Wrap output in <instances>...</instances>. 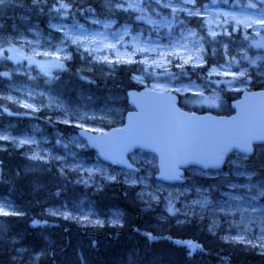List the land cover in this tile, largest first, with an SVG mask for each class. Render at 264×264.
<instances>
[{
  "label": "rangeland",
  "instance_id": "1",
  "mask_svg": "<svg viewBox=\"0 0 264 264\" xmlns=\"http://www.w3.org/2000/svg\"><path fill=\"white\" fill-rule=\"evenodd\" d=\"M28 1L34 5L33 9L20 8L22 0H5V3H16V10L25 13L13 16L20 21V27L17 25L9 33H0V38L6 40L0 52V61L5 63L2 73L8 74L0 75L4 89L0 90V137H7L0 142L17 149L27 147L30 151L28 159L40 165L51 163L58 167L59 176L71 179L84 191L96 192L114 183L119 189H126L130 193L127 206L136 208L138 205L144 215L152 213L148 217L153 219L151 224L155 231L163 228L155 222L164 224L172 219L180 226L192 218L196 223H204L211 233L221 229L227 240L251 241L249 244L262 249L264 179L253 174V161L248 163L236 154L220 172L203 173L191 169L185 185L173 186L152 179L155 160L141 152L134 153L130 161L142 173L112 170L86 152L75 131L103 132L102 125L111 124L114 110L90 108L82 95H78L70 107L43 83L49 84L55 73L66 71L70 54L64 43H68L73 49L84 51V57L88 58V65L78 69L84 72L80 76L83 81H87L83 76L85 73H94L97 77L103 75L104 72L93 71L95 63H127L138 57L137 61L146 69L147 79H159L150 82L146 88L174 92L182 97L189 109L227 111L222 102L223 94L235 99L241 92L251 90L252 84L264 88V24L260 23L264 20V4L260 0H196L195 4L191 0H88L89 6H74L72 10L67 0ZM94 1H97V11L91 8ZM61 4H66L67 8H60ZM249 4H256V7H249ZM101 9L133 14L136 21L146 25V34L132 32L126 24L106 19ZM190 10L198 14L191 15ZM182 16L201 19L209 39L217 44L214 50L220 49L223 55L222 63L211 66L205 73L202 86L194 82L172 85L160 79L168 74L170 67L186 66L190 71L203 67L202 45L192 29L179 25ZM38 17L43 18L42 23L37 22ZM181 45L187 47L181 48ZM189 54L192 60H188ZM16 56L21 59L17 60ZM197 57H202V61ZM58 64L62 67H57ZM42 68L49 70L50 75H44ZM104 75L108 76V72ZM20 77L24 78V83L15 81ZM8 106L22 109L29 118L40 114L42 122L51 119L66 131L46 135L36 126L16 133L17 126L4 117V107ZM22 140L26 142L21 144ZM34 155L40 158L32 159ZM203 180L208 181L207 187L199 182ZM169 207H172V213ZM52 211L67 213L69 218L51 215ZM43 214L81 231L97 232L104 228L108 234L122 229L126 219L121 209L110 210L107 216L100 217L85 200L44 208ZM116 219L119 222L113 225L112 221ZM98 220L104 222L103 227L96 223ZM10 239L14 252L11 257L17 264L39 263L43 253L20 246L19 239L14 236Z\"/></svg>",
  "mask_w": 264,
  "mask_h": 264
},
{
  "label": "trees",
  "instance_id": "2",
  "mask_svg": "<svg viewBox=\"0 0 264 264\" xmlns=\"http://www.w3.org/2000/svg\"><path fill=\"white\" fill-rule=\"evenodd\" d=\"M22 1L23 5H19L20 8L33 9L34 5L30 4L31 1ZM67 4L72 10L74 6H89L88 0H67ZM91 4V8L97 11V1ZM15 7L17 6L14 2L0 5V33H9L13 28L21 26L18 18L13 16L17 13L24 15L25 12H20ZM101 11L106 19L116 21L117 24H126L132 32L146 34V25L136 21L133 14L113 9H101ZM42 17L35 19L42 23ZM178 23L182 27L192 29L195 38L202 45L203 67H196L195 71L188 70L186 66L179 69L170 67V72L168 71V74L160 79L173 85L194 82L202 86L205 73L211 66L222 63L223 55L220 49L214 50L217 44L209 39L201 19L182 16ZM5 45L6 40L0 38V52ZM65 46L70 54L66 71L55 73L52 81L47 85L46 82L43 83V86L48 87L52 94L65 100L70 107L77 101L78 95H82L90 108L114 110L111 124L103 123L104 129L122 123L123 114L128 110L124 99L126 91L144 88L150 82L159 80L147 79L146 69L137 61L138 57H135V61L131 63H95L93 71L104 72L103 75L97 77L94 73L89 75L85 73L83 76L87 81H83L80 76L84 72L78 69L88 65L87 56L84 57V51L73 49V46L68 43ZM4 64L0 61V73L3 71ZM105 72H108V76L104 75ZM139 78L141 80L137 81ZM0 79H2L1 76ZM23 79L20 77L15 81L24 83ZM2 84L3 81L0 80V90H4L1 87ZM258 87L261 86L252 84V89H259ZM232 99H234L232 96L223 94L222 102L226 108ZM181 106L189 109L182 102ZM4 108V117L9 118L17 126L16 133H23L30 127L36 126L41 127L46 135H52L54 131H66L51 119L42 122L40 114L30 115L29 118L20 108L11 106ZM192 110L196 111L194 108ZM227 112L228 110L212 113ZM28 151L27 147L17 149L10 147L8 143L0 142V203L23 213V215L8 216L0 214V228H2L0 264H17L11 257L14 252L11 251L10 236L18 238L20 246L33 252L43 253L38 264H129L130 258L133 264H264V247L259 249L246 242L227 240L221 229L211 233L207 231L204 223H196L192 218L183 226H175L168 221L159 231L151 228L152 220L136 223L132 213H138V210L135 207L130 209L125 201L130 196L129 191L119 189V186L114 183L94 194L88 191L86 193L81 186L73 184L71 179L59 176L58 167L51 163L40 165L28 159L30 152ZM257 160H253L254 165L251 170L255 176L264 179V156ZM199 182H202L203 186H208L207 180ZM79 200L91 202L101 216H104L106 210L110 208L123 209L128 216L123 233L112 239L110 236L113 234L107 237L103 232L105 229H102L101 232L95 233L100 238L93 239L85 236L88 234L87 231L81 234V231L67 225L66 222L43 214L44 208L61 203L72 204ZM34 220L40 221L41 226L33 227ZM45 221L47 223H44ZM132 227L134 229L129 232ZM146 233L152 234L157 239L149 240ZM175 241L191 242L199 247L189 255L190 249L187 244H177Z\"/></svg>",
  "mask_w": 264,
  "mask_h": 264
},
{
  "label": "water",
  "instance_id": "3",
  "mask_svg": "<svg viewBox=\"0 0 264 264\" xmlns=\"http://www.w3.org/2000/svg\"><path fill=\"white\" fill-rule=\"evenodd\" d=\"M132 108L123 124L102 134L78 130L77 135L97 158L112 167L137 172L127 157L141 150L156 157L154 179L166 184H181L183 170H220L233 152L242 153L237 144L251 140L264 144V91L241 93L230 103L229 116L197 115L178 106L175 95L147 89L126 92ZM219 166H213L218 156Z\"/></svg>",
  "mask_w": 264,
  "mask_h": 264
},
{
  "label": "snow or ice",
  "instance_id": "4",
  "mask_svg": "<svg viewBox=\"0 0 264 264\" xmlns=\"http://www.w3.org/2000/svg\"><path fill=\"white\" fill-rule=\"evenodd\" d=\"M191 2H192L193 4H195V3H196V0H191ZM4 3H5V0H0V5H2V4H4ZM260 3L264 4V0H260ZM120 6L123 7L122 4H121ZM248 6L254 8V7H256V4H249ZM129 7H131V5H129ZM60 8L66 9V8H67V5H66V4H61V5H60ZM58 10H59V9H58ZM124 10H127V9H124ZM190 14H191V15H196V14H198V13L195 12V11L190 10ZM260 23L264 24V20H261ZM212 35H213V37H215V33H212ZM186 47H187L186 45H181V48H186ZM8 58L11 59V57H8ZM178 58H179V57H178ZM188 60H192V55H191V54H189V56H188ZM197 60L202 61V57H197ZM126 62L131 63L132 61H131V60H128V61H126ZM186 62H187V61H186ZM193 66H195V62H193ZM57 67H62V65H59V64H58ZM42 71H43L44 75H50L49 70H47V69H43V68H42ZM212 71L215 72L216 70L213 69ZM0 75H5V76H6V75H8V74H7V73H0ZM240 75H244V73H240ZM25 107H28V105H25ZM34 110H35V109H34ZM10 114H11V113H10ZM0 139H7V137H0ZM252 139H264V137H253ZM25 142H26V141H23V140L20 141L21 144H23V143H25ZM236 147H238L239 150H240L242 153L245 154V156L243 157L244 159H249V158H250V155H251V153H252V151H253L251 140H247V141H244V142H242V143H239V144L236 145ZM222 155H223V154L221 153V155L217 157V159H216V161H215V164H214L213 166H217V167L219 166L220 158L222 157ZM31 158H32V159H39L40 157H39L38 155H34V156H32ZM205 203H206V201H205ZM168 210H169L170 213L173 212L172 207H169ZM0 214H2V215H4V216H8V215H10V214H13V215H23L22 212H17V211H15V210H12L10 207H6L5 205H2V204H0ZM50 214H51V215H58V214H61V215H64V218H65V219L69 218V214H67V213H57V212H55V211H52V212H50ZM118 222H119L118 219H116V220H113V221H112V224L115 225V224H117ZM44 223H47V222L45 221ZM96 223H98L101 227H103V224H104L103 221H99V220H98V221H96ZM40 225H41V222L38 221V220H34V221L32 222V226H33V227H37V226H40ZM0 231H2V228H0ZM145 235L148 236V239H149V240H156V239H157V237L153 236V235L150 234V233H146ZM238 239H239V238H238ZM175 243H177V244H187V246H188L189 249H190L189 255H191L192 252H195L196 249L199 247L198 245H193L191 242L175 241ZM248 243H251V241H248ZM129 264H133L131 258H130Z\"/></svg>",
  "mask_w": 264,
  "mask_h": 264
},
{
  "label": "bare ground",
  "instance_id": "5",
  "mask_svg": "<svg viewBox=\"0 0 264 264\" xmlns=\"http://www.w3.org/2000/svg\"><path fill=\"white\" fill-rule=\"evenodd\" d=\"M91 97V96H90ZM121 195V194H120ZM128 195V194H127ZM127 199V198H126ZM126 199H125V201H126ZM130 201V200H129ZM41 203V202H40ZM133 203V202H132ZM134 204V203H133ZM116 206V205H115ZM143 211V210H142ZM144 217H146V216H144ZM154 226V225H153ZM21 227V226H20ZM124 231V230H123ZM110 232V231H109ZM84 235V234H83ZM82 236V235H81ZM100 238V237H99ZM104 239H105V237H104ZM11 240V239H10ZM104 241V240H103ZM86 247V246H85ZM94 247V246H93ZM87 250V249H86ZM90 250V249H89ZM13 251V250H12ZM36 252V251H35ZM9 254V253H8ZM13 254V253H12ZM39 254V253H38ZM131 257V256H130ZM25 258V257H24ZM126 258H127V256H126ZM125 258V259H126ZM21 262V261H20ZM21 264V263H20ZM184 264H187V263H184Z\"/></svg>",
  "mask_w": 264,
  "mask_h": 264
},
{
  "label": "flooded vegetation",
  "instance_id": "6",
  "mask_svg": "<svg viewBox=\"0 0 264 264\" xmlns=\"http://www.w3.org/2000/svg\"><path fill=\"white\" fill-rule=\"evenodd\" d=\"M255 149H264V145H260V146L255 147L254 151H255ZM254 151H253V153H254Z\"/></svg>",
  "mask_w": 264,
  "mask_h": 264
}]
</instances>
